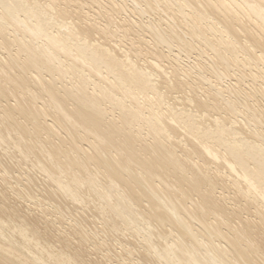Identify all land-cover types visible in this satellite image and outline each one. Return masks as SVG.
I'll list each match as a JSON object with an SVG mask.
<instances>
[{
	"label": "bare ground",
	"instance_id": "1",
	"mask_svg": "<svg viewBox=\"0 0 264 264\" xmlns=\"http://www.w3.org/2000/svg\"><path fill=\"white\" fill-rule=\"evenodd\" d=\"M0 154V264H264V0H0Z\"/></svg>",
	"mask_w": 264,
	"mask_h": 264
},
{
	"label": "rangeland",
	"instance_id": "2",
	"mask_svg": "<svg viewBox=\"0 0 264 264\" xmlns=\"http://www.w3.org/2000/svg\"><path fill=\"white\" fill-rule=\"evenodd\" d=\"M5 156V157H4ZM14 156V158H12ZM0 163H2L3 161L4 162H6V163H9L10 161V164H12L13 163V168H14V170L12 169V171H13V173H10V174H12V176H13V174H14V177H15V175L16 176H18L19 174H20V172L18 171L19 170V166H17L14 162H16V157H18L17 155H10V156H6V155H3L2 154V156H1V154H0ZM19 158V157H18ZM8 159V160H7ZM13 159H15V161L13 160ZM10 160V161H9ZM14 162H13V161ZM7 161H9V162H7ZM3 162V163H4ZM20 163V162H19ZM19 163H18V165H19ZM14 165H16V166H14ZM22 165V164H21ZM20 165V166H21ZM23 166H25V164H23ZM18 169V170H17ZM11 172V171H10ZM15 172V173H14ZM17 173H18V175H17ZM33 175H34V173H32ZM21 175V174H20ZM19 175V176H20ZM36 175V174H35ZM23 175H21V177H22ZM37 176V175H36ZM37 177H39V176H37ZM23 178V177H22ZM37 188L39 187L40 189H41V187H43V185H42V183L41 182H39L38 181V184H37V186H36ZM36 188V189H37ZM39 190V189H38ZM45 205H47V204H45ZM44 205V206H45ZM50 207V205H47V207ZM62 208H61V210L60 209H58V210H60L61 212H63V213H61V212H57L58 210H57V208H60V207H51L50 208V210L51 209H53L54 208V210H56V212L53 210V211H48V213H47V215H49V214H51L52 212H55V214H52V215H50V216H48V218H50V219H52V221H54L55 222V224H57V226H58V228L60 227L61 229H64L65 228V224L67 225V223L68 222H76V225L77 226H79L78 224H80V226L81 225H83V227H84V229L85 230H87L86 232L87 233H89L88 235H90L91 236V241L92 242H103V239H104V235H102V233H103V230H102V232H101V229H103V227H102V224H101V221H100V219L97 217V215H96V213L94 214V211H90V209L88 208V209H83V211H81L80 212V210H79V213H76V212H78V209H81V208H77V209H73V208H71L72 210H74V212L71 210V209H67L66 207H65V209H64V207L63 206H61ZM56 208V209H55ZM64 210V211H63ZM72 212H71V211ZM75 210H77V211H75ZM82 210V209H81ZM71 212V213H69L67 216H68V219H67V216H66V219H65V217H64V219L65 220H67L68 222H66L65 221V223H64V225L62 226V225H60V224H58L57 223V216H60V215H62V214H64V213H67V212ZM50 212V213H49ZM83 212H85V213H83ZM92 212V213H91ZM72 213H74L75 214V218L71 215L70 216V214H72ZM81 213V214H80ZM87 213V214H86ZM90 213V214H89ZM79 214V215H78ZM86 214V215H85ZM66 214H64L63 216H65ZM85 215V217H83ZM88 215H90V216H88ZM80 216V217H79ZM95 216H96V218H95ZM56 217V218H55ZM69 217H70V219H69ZM80 218V220L79 221H77L78 220V218ZM83 217V219H82V221H81V218ZM91 218V219H90ZM57 219V220H56ZM72 219V220H71ZM75 219V220H74ZM85 220V221H84ZM93 220V221H92ZM97 220V221H96ZM81 221V222H80ZM99 221V222H98ZM85 222V223H84ZM89 222V223H88ZM94 223V224H93ZM95 223H98L97 225L95 224ZM87 226H86V225ZM100 224V225H99ZM60 225V226H59ZM143 224H139L138 225V227H139V235H136V236H134V235H132V233L133 232H131V231H128L127 232V236L128 237H124L123 239H120V241H119V239L118 238H115V237H109V238H106V239H104L107 243H108V246L110 247V249L109 248H107L108 246H106V248L107 249H109V251L107 252V254L109 253V255H110V257H111V260H110V263H112V264H120V263H123V264H149V263H146L145 261H143V259L141 258V256L139 255V253H138V251H140V249L142 248V244H141V240L143 239V238H145V237H148L149 236V234H148V231L146 230V228H145V226L143 227L142 226ZM79 226V227H80ZM140 226H141V228H140ZM82 227V226H81ZM97 227V228H96ZM96 228V229H95ZM100 228V229H99ZM95 229V230H94ZM145 230V231H144ZM100 232V235H102V236H100V238H101V240H100V238H99V235H98V240H97V235L96 234H99V232ZM147 231V232H146ZM95 232V233H94ZM131 233V234H130ZM144 233V234H143ZM147 234V235H146ZM145 235V236H144ZM130 236H132V237H130ZM93 237H96V238H93ZM94 239V240H93ZM96 239V240H95ZM113 239V240H112ZM137 239V241H135ZM111 241V242H110ZM114 241H116V242H114ZM135 241V245L133 244V242ZM106 242H104L106 245H107V243ZM120 242H121V244H120ZM115 243V244H114ZM119 243V244H118ZM115 245V246H114ZM119 245V246H118ZM122 246H126V247H130V248H133V253H132V255H127L123 250H122ZM118 249V250H117ZM137 249H138V251H137ZM137 251V252H136ZM98 252H100V253H98V254H100V255H98V254H92V255H95V256H103V254H105L106 252H104L103 254H102V250H100V251H98ZM135 253V254H134ZM134 254V255H133ZM122 256H124V257H122ZM132 257V258H131ZM117 258V259H116ZM128 258V259H127ZM123 261V262H122ZM127 261V262H126ZM130 261V262H129ZM129 262V263H128ZM156 264H167V263H165V261H160V262H157ZM171 264H173V263H171ZM174 264H179V262H175Z\"/></svg>",
	"mask_w": 264,
	"mask_h": 264
}]
</instances>
